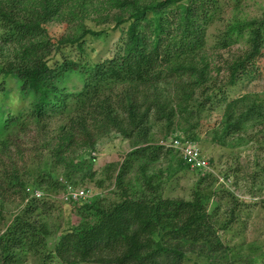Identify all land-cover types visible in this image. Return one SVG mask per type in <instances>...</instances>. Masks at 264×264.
Returning a JSON list of instances; mask_svg holds the SVG:
<instances>
[{
	"label": "trees",
	"instance_id": "obj_1",
	"mask_svg": "<svg viewBox=\"0 0 264 264\" xmlns=\"http://www.w3.org/2000/svg\"><path fill=\"white\" fill-rule=\"evenodd\" d=\"M73 1L0 0V58L4 59L0 61V91L6 92L5 82L13 80L19 95L31 99L29 109L17 115L8 110L3 99L0 103V133L8 132L1 142L0 201L15 197L26 200L24 213L16 216L11 226L0 234V264L18 263V257L27 251L34 253L36 264L54 259L59 264H182L189 253L220 254L226 248L206 208L210 195L199 188L188 201L152 198L143 193L131 196L125 190L116 202L99 207L94 196L73 205V210L84 217V224L58 235V242L48 250L47 226H37L36 220L31 219H37L36 212L49 196L43 190H39L43 194L41 199L25 195L22 176L28 173V153L40 158L33 172L40 187L58 185L53 173L55 169L64 168L67 180L63 187L66 190L67 186H73L70 182L77 172L92 171L93 160L80 158L74 163L72 154L80 148L94 147L98 135L110 132L122 139L124 136V139L135 140L127 158L129 161L134 156L140 158L151 148L148 138L151 116L170 122L176 114L188 113L189 95L179 98L173 106L157 88L159 83H166L162 79L165 67L170 68L169 75L173 78L181 77L182 89L187 85L185 81L193 76L196 77L195 89L209 81L206 61L199 58L182 63L173 61L178 51L193 52L199 47L200 26L196 27L195 22L207 14V0H191L189 5L177 7L169 21L160 16L156 23L147 18L149 11L163 13L169 5L180 0H163L146 6L139 0H96L100 1L99 11L107 6L119 11L113 15L117 25L125 22L129 25L123 30L124 37L116 47V54L93 64L81 62L84 51L81 39L100 36L102 31L85 30L81 25L83 29L78 37L54 38L48 29V24L56 18L70 22L77 16L74 10L70 11ZM76 1L77 9L83 12L86 4L95 0ZM84 17L81 15V19ZM252 26L255 28L250 29L247 48L223 68L225 88L256 74L258 60L263 56L258 22L233 24L229 38L232 33ZM141 29H148L151 34L142 33ZM68 45H76L80 58L72 60L63 54V48ZM76 73L84 76L85 84L72 93L65 84ZM216 85L213 80L211 86L205 87L200 109L214 110L224 105L227 128L241 131L248 117L254 114L241 112L236 118L235 112L241 111L239 103L243 99L227 100L221 94L224 88ZM190 91L192 95L194 88L187 93ZM70 105L74 111L67 123L50 127L48 120L63 116ZM24 142L29 149L23 147ZM152 145L164 149L158 144ZM208 176L211 175L200 176L199 180ZM38 246L44 251H35ZM20 250L22 252H18Z\"/></svg>",
	"mask_w": 264,
	"mask_h": 264
},
{
	"label": "rangeland",
	"instance_id": "obj_2",
	"mask_svg": "<svg viewBox=\"0 0 264 264\" xmlns=\"http://www.w3.org/2000/svg\"><path fill=\"white\" fill-rule=\"evenodd\" d=\"M160 1L163 0H139L140 4L145 6ZM99 2L95 0L87 3L82 12L77 9L75 0L71 3L73 7L70 11L74 10L77 16L69 20L70 22L60 17L48 24L50 34L54 38L67 35L78 37L82 33L81 25L85 26V30L102 31L100 36L89 35L81 39L84 48L81 62L87 64L99 63L116 54V47L124 37L123 30L129 25L128 22L117 25L113 15H117L119 11L110 6L99 11ZM190 3L191 0H180L169 5L163 13L154 14L149 11L147 18L155 23L160 16L164 21H169L177 7ZM205 8L207 14L198 17L195 22L196 27L200 26L199 47L193 52L178 51L173 61L179 60V63H182L183 60L194 58L206 61L209 79L207 85L195 89L193 82L196 77L193 76L185 81L187 85L182 89L179 83L181 77L173 78L169 75L171 71L168 67H165V75H162L166 83L157 85L162 97L173 106L179 98L189 95L188 113L176 114L170 122L158 121L151 116L148 120L151 148H147L140 158L134 156L129 161L127 158L135 140L124 139V136L122 139L110 132L98 135L94 147L80 148L72 154L74 163L80 158L93 160L95 163L92 171L85 169L77 172L70 183L75 189H88L89 195L96 197L99 207L116 202L125 190L131 196L143 193L152 198L188 201L199 188L210 195L206 208L217 226V236L226 250L215 256L189 253L182 264H264V0H207ZM81 15H85L84 19H81ZM252 22H258L262 34L263 56L258 60L256 74L225 88L223 68L232 57L244 52L251 35L250 29L255 28L252 26L239 33L234 32L229 38L230 26ZM165 26L169 28L167 23ZM141 32L151 34L148 29H141ZM176 40H179V37H176ZM63 54L72 60L79 57L76 45L63 48ZM3 60V57L0 58L1 62ZM217 68H220L219 72ZM213 80L218 88H224L221 91L222 97L227 100L243 99L239 103L241 111L237 109L235 112L236 118L240 117L241 112L254 114L248 117L241 131L234 132L227 128L224 105L214 110L200 109L199 105L205 97V87L211 86ZM84 84V76L76 73L68 78L65 87L73 93L81 90ZM5 88L6 92L0 91V103L3 99L11 113L17 115L29 109L31 99H23L19 95L18 86L13 80L6 81ZM190 88H194L192 95L191 91L187 93ZM73 111L70 105L69 111L63 116L50 118V127L65 125ZM31 134L32 141L33 133ZM177 134L193 142L210 159L214 173L208 176L209 178L199 180V173L187 169L178 153L152 145ZM7 135L8 132L0 133V151L1 142ZM22 144L29 149L30 146H26V142ZM28 156V173L22 176L25 195L30 198L36 190H43L49 196V202L42 204L36 212L37 219L31 220H36L37 226H47L50 236L46 246L48 250H52L58 242V235L79 228L85 219L73 210V205L64 204L60 200L62 192L65 191L63 184L66 185V170L55 169L53 174L58 185L40 187L33 174L41 162L40 158L34 157L33 153H28ZM121 173L123 175L120 181H117ZM24 200L15 197L0 201V234L11 226L16 216L24 213ZM36 249L42 250L43 247L38 246L35 251ZM34 259V253L27 251L18 257V263L11 264H36ZM46 264L59 263L54 259Z\"/></svg>",
	"mask_w": 264,
	"mask_h": 264
},
{
	"label": "built area",
	"instance_id": "obj_3",
	"mask_svg": "<svg viewBox=\"0 0 264 264\" xmlns=\"http://www.w3.org/2000/svg\"><path fill=\"white\" fill-rule=\"evenodd\" d=\"M158 145L177 152L188 169L198 172L201 177L214 173L210 159L193 142L184 136L177 134L168 139L159 140ZM42 196L43 194L36 190L30 198L41 199ZM93 197L89 195V190L86 188L75 189L72 186H67L66 190L62 192L60 200L64 204L78 205Z\"/></svg>",
	"mask_w": 264,
	"mask_h": 264
}]
</instances>
